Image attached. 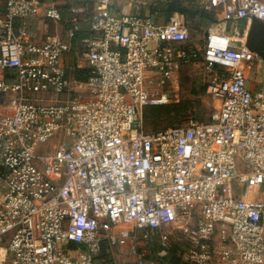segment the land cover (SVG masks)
Segmentation results:
<instances>
[{"label":"built area","instance_id":"1","mask_svg":"<svg viewBox=\"0 0 264 264\" xmlns=\"http://www.w3.org/2000/svg\"><path fill=\"white\" fill-rule=\"evenodd\" d=\"M195 1L226 23L264 21V0ZM45 7L0 0L1 264H97L105 243L127 247L135 231L166 248L175 226L189 264H264V80L249 87L258 56L244 37L210 31L202 48L181 20L99 0L80 80L65 65L72 40L30 28L43 9L61 20ZM201 58L219 102L209 122L149 132L146 109L178 98L179 67Z\"/></svg>","mask_w":264,"mask_h":264},{"label":"rangeland","instance_id":"2","mask_svg":"<svg viewBox=\"0 0 264 264\" xmlns=\"http://www.w3.org/2000/svg\"><path fill=\"white\" fill-rule=\"evenodd\" d=\"M86 0H42V3L47 7H54L61 13V20L54 21L52 19L45 18L46 9H43L41 17H38L31 26V30L34 35L42 34V38L46 39L49 36L67 37V31L70 28L71 22H78L81 30L85 31L89 28L92 15L95 11L96 0H90L91 2L85 3ZM198 5V4H197ZM83 8V9H82ZM86 8V10H84ZM192 10V8H189ZM194 9V8H193ZM217 17H221V14H217ZM172 18V17H171ZM171 18L161 19L158 22L165 24L170 21ZM188 26L192 34V43L199 45L203 48L207 34L212 27V23L204 20L191 19L187 20ZM40 33V34H39ZM47 33V35H46ZM209 35V34H208ZM83 37L78 39V45L75 50L73 59L83 66H87V60L83 56ZM212 75L207 71L206 65L201 58L196 63L189 65H182L178 71L179 89L178 98H175L168 106L173 107V112L170 117H164L157 122H148L147 130L149 132L164 131L175 126H187L192 122H207L211 113L215 108L219 107V102L215 101L212 97L207 95V84ZM167 106V105H166ZM162 107V106H161ZM58 138L53 139V143H56ZM67 142H70L68 139ZM170 237L166 241V249L162 245V239L157 236H150V238H144V233L135 232L133 234V240L130 244L135 243L136 247L146 255L144 259L138 260L140 264H150L152 257V264H189L187 261V250L185 241L177 226L173 229H169ZM7 246V244H6ZM128 246L124 248H109V254L106 253V257L97 259V264H132L135 260L132 257V252L128 250ZM151 253V254H150ZM148 256V257H147ZM104 260V262H103ZM5 264H11V256L7 259Z\"/></svg>","mask_w":264,"mask_h":264},{"label":"crops","instance_id":"3","mask_svg":"<svg viewBox=\"0 0 264 264\" xmlns=\"http://www.w3.org/2000/svg\"><path fill=\"white\" fill-rule=\"evenodd\" d=\"M88 1L91 2L90 0H88ZM88 1L86 0L85 3H88ZM156 1L157 0H111V4H112V9L117 14H121V15L122 14H136V15L151 17V6ZM161 1H167V0H161ZM196 4H198V3L196 2ZM97 5H99V0H96V6ZM84 10H86V8ZM218 13L221 14V17H219V22L211 24L212 27L210 28L208 34L210 33V31L220 30L223 32H227V34L231 35V36L236 37L237 35H241L242 37H244L247 47L252 52L257 54V56H258L257 60L249 63V65L247 66V69H246V75H247L249 87L252 88L253 90H258L261 87V84L264 80V21L259 20V19H254V18H246V19H243L242 21H239L237 23H231V22L226 23L223 20L224 12L222 10H220V11H217V14ZM41 16H42V14L39 16L30 18L28 20L30 26H34L36 19L38 17H41ZM172 19H178V20L183 21L186 24V26L189 28L188 23L186 21V17L184 14L176 12L173 14L171 20ZM75 24H77L79 26V31H77L75 33V36L73 38H71V30L73 28V25H75ZM89 30H90V23H89V28L85 31L81 30V27H80L78 22L73 21L70 23V28L67 31L68 35L65 38L66 40H72V43H73V53L69 54L65 59V65L67 67V73H68V76L70 78L77 79L75 77V72L77 70L89 69L88 62H87V66H83V65L79 64L78 61L76 62L74 60L75 58L73 59V57L76 53L75 50H76V47L78 45V39H81V37H83V40H84L89 35ZM189 30H190V28H189ZM190 32H191V30H190ZM237 33H239V34H237ZM208 34H207V36H208ZM41 35L42 34L38 35V37L42 38ZM46 35H47V33H46ZM62 38H64V37H62ZM233 44L235 46L239 45V43H237V42H233ZM5 76H6V73L4 71L0 70V79L4 78ZM137 232L140 233L141 231H137ZM141 233L143 234L144 232H141ZM150 233H151V236L152 235L158 236V234L156 232H150ZM130 242H132V240ZM131 245L133 246V245H135V243H133V244L129 243L128 250H130ZM104 246L106 247L105 248L106 253L109 254L108 253L109 252V245L107 243H105L103 245V249H104ZM118 248H124V247H118ZM164 249H166V248H164ZM137 250H138L139 254L144 255L142 258V259H144L146 257V255L143 254L142 251H140L138 248H137ZM101 255H102V252L99 255L98 259L104 258V257H101ZM132 257L135 259L132 264H140L141 263V262L140 263L138 262V260H140V258H138L133 253H132ZM151 257H153V255H151ZM147 261H149L148 263L152 264V260H147ZM103 262H104V260H103Z\"/></svg>","mask_w":264,"mask_h":264},{"label":"trees","instance_id":"4","mask_svg":"<svg viewBox=\"0 0 264 264\" xmlns=\"http://www.w3.org/2000/svg\"><path fill=\"white\" fill-rule=\"evenodd\" d=\"M190 7L192 8V10L189 9ZM176 12L184 14L186 17V21L189 20V18L191 19L193 18L196 20L206 19V21L210 23L219 22V17H217L216 15L217 11H206L205 9L201 8L200 5L196 4L195 0H167V1L157 0L151 6V17L157 23H160L158 21L161 19L171 18L173 14ZM89 73H90L89 69L77 70L75 72V77L80 80H87L89 77ZM172 112H173V107L168 106V105L162 106V107H150L146 109L145 111L146 128H147V123L149 121L157 122L158 120L164 118L165 116L166 117L168 116L172 119L173 117H171L170 115ZM209 120L207 122H209ZM196 122H199V121H196ZM200 123H206V122H200ZM175 127H183V125L175 126ZM105 248L106 247L104 246L101 257L107 256ZM149 258L152 260V257H149ZM176 264H179V263H176Z\"/></svg>","mask_w":264,"mask_h":264},{"label":"bare ground","instance_id":"5","mask_svg":"<svg viewBox=\"0 0 264 264\" xmlns=\"http://www.w3.org/2000/svg\"><path fill=\"white\" fill-rule=\"evenodd\" d=\"M4 253H5V251L3 249H0V264H1V261L4 257Z\"/></svg>","mask_w":264,"mask_h":264}]
</instances>
